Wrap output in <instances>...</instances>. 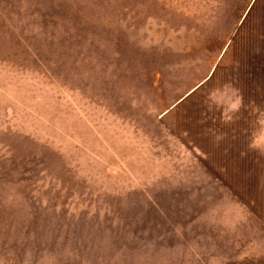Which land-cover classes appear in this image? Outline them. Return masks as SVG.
Returning a JSON list of instances; mask_svg holds the SVG:
<instances>
[{"label": "rangeland", "instance_id": "rangeland-1", "mask_svg": "<svg viewBox=\"0 0 264 264\" xmlns=\"http://www.w3.org/2000/svg\"><path fill=\"white\" fill-rule=\"evenodd\" d=\"M0 264H264V0H0Z\"/></svg>", "mask_w": 264, "mask_h": 264}, {"label": "crops", "instance_id": "crops-1", "mask_svg": "<svg viewBox=\"0 0 264 264\" xmlns=\"http://www.w3.org/2000/svg\"><path fill=\"white\" fill-rule=\"evenodd\" d=\"M238 25H240V22L238 23ZM237 26L235 25L234 29L231 32H229V33L226 34L227 37H228L227 38V41H230V40H234L235 39L236 34H237L238 30H239V28Z\"/></svg>", "mask_w": 264, "mask_h": 264}]
</instances>
